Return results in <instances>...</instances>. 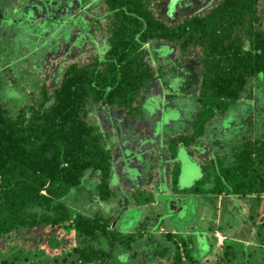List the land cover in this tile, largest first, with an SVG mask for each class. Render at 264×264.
Returning <instances> with one entry per match:
<instances>
[{
    "label": "trees",
    "instance_id": "trees-1",
    "mask_svg": "<svg viewBox=\"0 0 264 264\" xmlns=\"http://www.w3.org/2000/svg\"><path fill=\"white\" fill-rule=\"evenodd\" d=\"M260 1L215 0L202 15L167 24L157 19L149 8L151 0H104L111 24L107 27V41H102L91 63L70 64L51 94L42 85L38 102L18 108L14 116L0 102V237L20 230L31 233L50 229L60 235L68 233L65 237L72 233L73 251L79 264H112L116 246L124 247L140 263L158 257L165 264H182L180 252L183 251L189 260L195 258L193 250L186 249L187 242L192 245L191 241L183 243L182 249L177 245L171 256L165 246L155 245L149 253L134 251L131 245L143 237L140 228L133 233H117L111 217L75 213L76 202L80 206L86 203L80 193L72 198V193L81 188L91 197L90 203L115 201L109 187L116 175L110 149L113 142L105 141L107 137L98 125L88 120L92 109L103 104L129 115H139L137 107L143 90L157 77L162 79L167 75L164 68L153 67L164 53L169 57L176 49L183 56L191 45L198 46L202 55L198 60L201 79L195 98L199 110L190 131L169 139L172 165L168 172L160 173L163 177L168 174V179L159 190L174 198L176 195L185 198L199 195L209 200L221 196L241 200L263 198L264 131L260 138H248L232 149L231 157L203 160V179L187 190L176 186L173 176L176 163L172 155L178 147H185L192 155L193 148L204 152L197 139L204 133L206 124L218 114L225 115L243 94L251 91V83L264 85V8ZM45 23L41 26L46 28ZM160 40L172 48L160 45L151 50L152 43ZM184 59L187 58H181ZM186 74L182 67L173 68V76L164 90L180 92L174 91L173 86L177 88ZM86 179H91L92 185H85ZM165 183L169 184L170 193L164 189ZM156 191H150L151 197ZM154 200L135 201L138 206H146ZM179 236L165 234L169 241ZM195 243L202 248L196 236ZM144 255L153 258L144 261Z\"/></svg>",
    "mask_w": 264,
    "mask_h": 264
},
{
    "label": "rangeland",
    "instance_id": "rangeland-1",
    "mask_svg": "<svg viewBox=\"0 0 264 264\" xmlns=\"http://www.w3.org/2000/svg\"><path fill=\"white\" fill-rule=\"evenodd\" d=\"M212 3L215 0H151L149 8L157 19L173 24L183 17L202 15ZM260 5L264 8V0ZM104 6V0H0V82L3 81L0 102L10 108L13 116L18 108L38 102L42 85L51 94L70 64L85 66L92 62L102 41L105 43L108 38L111 18ZM44 21L46 28L41 26ZM37 31L41 33L35 34ZM159 45L153 42L151 50ZM188 50L182 56L175 49L169 56L171 61L157 62V65L169 64L164 68L167 75L162 79L157 77L143 90L145 103L142 100L139 103V115H129L103 104L92 109L90 123L98 125L107 137L105 141L113 139L110 149L116 175L109 187L115 201L90 203L91 197L80 188L78 192L73 190L72 198L80 193L86 204L80 206L76 202L78 208H73L75 213L85 216L100 213L105 218L114 217V230L121 234L133 233L145 225L146 231H141L144 238L131 245L137 252L149 253L158 244L167 247L171 256L177 245L182 249L183 243L191 241L192 245L187 242L186 249L193 250L195 258L191 261L184 251L180 252L182 264H264V196L248 200L221 196L209 200L199 195L174 198L159 190L168 179V174L163 177L160 173L163 169L168 172L172 165L167 159V143L178 133L191 130L199 110L195 98L201 79L198 60L202 55L196 45ZM184 57L185 63L181 60ZM176 67L184 68L187 74L180 87L173 86L174 91L180 92L168 93L164 88L173 76L171 70ZM251 85V91L243 94L228 114H218L206 124L204 133L197 139L202 143L199 148H204V152L199 151L201 155L195 148L192 149L195 156L185 147L173 150L176 163L173 176L179 190L190 189L203 179V160L231 157V150L243 141L260 138L264 131V85L260 82ZM90 180L85 185H92ZM165 188L171 192L169 184L165 183ZM150 191H156L155 196L151 197ZM143 198L155 200L146 206L136 205L135 200L141 202ZM170 210L174 214L170 215ZM166 233L180 236L169 241ZM65 235L68 233L60 235L50 229H40L31 233L20 230L0 237V264H79L73 251L72 233ZM194 235L202 248H198ZM127 252L124 247H114L110 262L165 264L158 257L146 261L153 255H144L146 262L140 263Z\"/></svg>",
    "mask_w": 264,
    "mask_h": 264
},
{
    "label": "clouds",
    "instance_id": "clouds-1",
    "mask_svg": "<svg viewBox=\"0 0 264 264\" xmlns=\"http://www.w3.org/2000/svg\"><path fill=\"white\" fill-rule=\"evenodd\" d=\"M155 43H160V45H162L161 47L162 48H164L165 46L167 47V48H172L168 43H166V42H164L163 40H160L159 42H156V41H154ZM159 45V46H160ZM168 49H166L165 50V52L167 51ZM167 60V61H170L169 60V57L168 56H166V54L164 53V57H162V59L161 60ZM169 66V64H164V65H162V64H158V65H156V66H154L153 68L155 69V68H158V67H162V68H166V67H168ZM179 134H183V133H178L177 135H179ZM177 135H175V136H177ZM167 150H168V153L170 152L169 151V147L167 146ZM113 200V199H112ZM112 219H114V217L112 218ZM146 219L144 218L143 219V221H145ZM144 223V222H143ZM142 223V224H143Z\"/></svg>",
    "mask_w": 264,
    "mask_h": 264
},
{
    "label": "crops",
    "instance_id": "crops-1",
    "mask_svg": "<svg viewBox=\"0 0 264 264\" xmlns=\"http://www.w3.org/2000/svg\"><path fill=\"white\" fill-rule=\"evenodd\" d=\"M167 159H169V160L171 161V152L168 153V157H167ZM171 163H172V162H171ZM164 215H166V214H164ZM168 216H169V215H168ZM144 218H145V217H144ZM144 222H145V221H144ZM139 227H141V231H143V232L146 231V230H145V229H146V228H145V225H144V226L140 225ZM146 227H149V225L147 224ZM153 227H154V226H153ZM153 227H152V228H153ZM159 229H160V230H163L162 228H159ZM157 232H160V231L157 230ZM157 232H156V233H157ZM162 232H164V231H162ZM156 233H155V234H156ZM153 234H154V233H153ZM144 235H145V234H144ZM144 235H143V238H144ZM153 244H154V241H153ZM157 246H159V245L157 244Z\"/></svg>",
    "mask_w": 264,
    "mask_h": 264
},
{
    "label": "water",
    "instance_id": "water-1",
    "mask_svg": "<svg viewBox=\"0 0 264 264\" xmlns=\"http://www.w3.org/2000/svg\"><path fill=\"white\" fill-rule=\"evenodd\" d=\"M44 22H46V21H44ZM44 22H43V23H44ZM37 32L41 33L40 31H37ZM111 141L113 142V139L110 140V142H111ZM163 148H165V147H163ZM161 149H162V148H161ZM196 151L198 152L199 155H201L200 152H199V150H198L197 148H196ZM164 161H165V160H163V162H161V163H164ZM162 172H165V170L163 169ZM170 208H172V207H170ZM175 209H176V208H175ZM171 211H172V210L168 211V212L170 213V215H171V214H174V213H171ZM174 211H175V210H174Z\"/></svg>",
    "mask_w": 264,
    "mask_h": 264
},
{
    "label": "flooded vegetation",
    "instance_id": "flooded-vegetation-1",
    "mask_svg": "<svg viewBox=\"0 0 264 264\" xmlns=\"http://www.w3.org/2000/svg\"><path fill=\"white\" fill-rule=\"evenodd\" d=\"M6 23H7V21H6ZM6 23H4L5 25H6ZM20 30H22L21 28H20ZM35 33V32H34ZM38 32H36L35 34H37ZM26 38V35H25V33H24V39ZM31 40H32V36H31ZM184 61H186V59H184ZM184 61H182L183 63H185Z\"/></svg>",
    "mask_w": 264,
    "mask_h": 264
}]
</instances>
